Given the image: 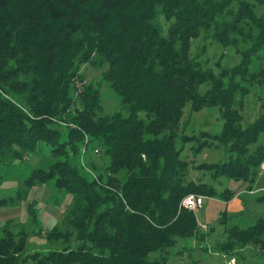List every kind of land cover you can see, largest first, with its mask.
<instances>
[{
  "label": "trees",
  "instance_id": "16d2710c",
  "mask_svg": "<svg viewBox=\"0 0 264 264\" xmlns=\"http://www.w3.org/2000/svg\"><path fill=\"white\" fill-rule=\"evenodd\" d=\"M229 1L0 0V164L23 160L40 143L50 145L55 184L73 195L63 228L48 234L60 249L22 255L25 229L17 239L6 229L0 264H167L169 250L199 231L195 211L181 206L183 198L217 194L185 179L188 162L172 130L187 102L194 111L218 106L225 112L224 128L209 135V146H224L230 160L206 169L254 183L264 148L250 153V146L264 132V114L241 126L235 79L248 74L253 56L264 54V17L247 0H235L236 12L225 10ZM244 14L252 16L254 37L236 28ZM160 17L170 23L166 33ZM223 17L233 19L217 25ZM209 30L224 47L238 40L247 46L229 73L217 74L190 56L189 42ZM81 64L107 66L103 80L127 115L103 114L101 91L84 84ZM88 147L104 160L101 173L84 169ZM204 147L206 142L197 151ZM67 149L74 157L60 159ZM221 195L231 200L230 190ZM36 214L30 206L29 216ZM250 244H264V217L247 228L234 226L218 247L232 251Z\"/></svg>",
  "mask_w": 264,
  "mask_h": 264
},
{
  "label": "rangeland",
  "instance_id": "374dc122",
  "mask_svg": "<svg viewBox=\"0 0 264 264\" xmlns=\"http://www.w3.org/2000/svg\"><path fill=\"white\" fill-rule=\"evenodd\" d=\"M247 1L256 5L255 9H252L253 12L264 17V6L257 0ZM229 2H232V5L227 4L225 10L233 9L236 12L240 5L235 0ZM232 19V17H223L217 25H222L223 21L231 22ZM160 25L166 33L170 23L160 17ZM237 27H240L241 35L245 37H254L257 34L252 16L248 17L247 14L242 15V21L236 25ZM235 39L236 37L232 38ZM216 40L213 30L202 31L197 39L189 42L190 56L217 74L223 70L229 73V70H233L239 64L241 60L239 52L245 51L247 46L238 40L234 46L224 47ZM251 60L248 74L235 79L238 82L235 86L239 88L234 97V107L240 110L242 116L240 124L243 128L250 126L264 114V54L255 55ZM106 70L105 65L101 68L93 67L91 64L80 65L84 84L96 85L101 91L103 114L112 115L120 112L127 115L121 98L114 93L111 84L103 80V73ZM76 87L82 90L83 84L77 82ZM73 88L74 93L75 87ZM205 91L204 85L200 92ZM224 114V110L218 106L203 107L199 111H194L192 103L187 102L181 121L174 131L172 130L177 136L176 147L182 149L181 158L188 162L186 181L201 182L217 194L213 197L204 196V205L195 210L199 224L197 236L179 240L178 245L169 250L171 254L166 255V258L169 257L167 264H227L228 261H224L223 256L210 254V248H216L224 243L227 240V231L234 226L247 228L264 217V168L259 169L254 183L216 176L213 170L206 169L211 168L207 167L208 165L230 160V153L224 146H209L213 142L209 135L220 134L224 128ZM140 116L145 117L144 113ZM169 134L166 133L168 136ZM205 142L207 147L197 151V147ZM262 148H264V132L261 133L258 141L250 146V153ZM65 156L69 159L74 157L69 149L66 155L60 154L58 157L65 159ZM84 159L86 172L101 173L104 160L101 156H95L91 147L87 148ZM55 160L52 147L40 143L37 151L28 154L23 160L12 164H9V161L0 164V201L2 202L0 235H4L8 229L7 232H12L17 239L18 230L24 228L27 248L22 255H31L35 251L46 253L54 248H61V244L51 241L48 234L54 228H63L64 219L73 205V195L60 191L56 186L57 178L55 174H51ZM118 179L121 180V176ZM225 190H230L232 193L229 201L222 198L221 194ZM30 206L37 212L36 219L29 216ZM75 244V241H72V245ZM257 261L254 259L253 263L256 264Z\"/></svg>",
  "mask_w": 264,
  "mask_h": 264
},
{
  "label": "crops",
  "instance_id": "0c3cea01",
  "mask_svg": "<svg viewBox=\"0 0 264 264\" xmlns=\"http://www.w3.org/2000/svg\"><path fill=\"white\" fill-rule=\"evenodd\" d=\"M209 253L215 256H223L224 261H228L227 264H254V259L258 260L256 264H264V244H250L232 251H222L217 246L216 248L211 247Z\"/></svg>",
  "mask_w": 264,
  "mask_h": 264
},
{
  "label": "built area",
  "instance_id": "2783aa9c",
  "mask_svg": "<svg viewBox=\"0 0 264 264\" xmlns=\"http://www.w3.org/2000/svg\"><path fill=\"white\" fill-rule=\"evenodd\" d=\"M263 168L264 165H262V169ZM203 205H204V197L195 194L187 195L186 197L183 198L181 202V206L189 211H195L196 209L201 208Z\"/></svg>",
  "mask_w": 264,
  "mask_h": 264
}]
</instances>
